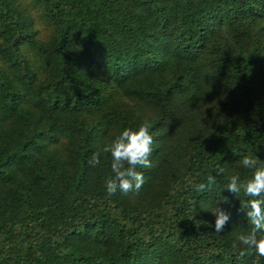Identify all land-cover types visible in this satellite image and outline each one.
<instances>
[{"label": "trees", "instance_id": "obj_1", "mask_svg": "<svg viewBox=\"0 0 264 264\" xmlns=\"http://www.w3.org/2000/svg\"><path fill=\"white\" fill-rule=\"evenodd\" d=\"M143 123V186L108 194L102 148ZM246 155L264 164V0H0V264H264L223 189Z\"/></svg>", "mask_w": 264, "mask_h": 264}, {"label": "clouds", "instance_id": "obj_2", "mask_svg": "<svg viewBox=\"0 0 264 264\" xmlns=\"http://www.w3.org/2000/svg\"><path fill=\"white\" fill-rule=\"evenodd\" d=\"M148 123L141 124L137 129L125 128L102 148L104 153L111 155V171L114 175L105 181L108 194H114L117 190L122 193L139 191L144 183V175L137 168H151L149 157L152 153L153 137L150 135ZM240 165L244 169L252 170V176L242 181L239 175H232L223 189L239 197L241 193L248 197L242 209L245 210L251 230L237 234L239 242V257L255 254L264 257V164L258 157L243 156ZM91 167L100 164V151L93 152L88 159ZM223 169L217 170L222 174ZM216 183V176L208 175L206 183L194 184L197 192L203 193ZM227 203V198L224 199ZM215 217L214 231L222 233L228 223L229 214L220 207L211 212ZM237 248V244H233Z\"/></svg>", "mask_w": 264, "mask_h": 264}]
</instances>
